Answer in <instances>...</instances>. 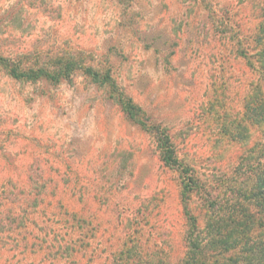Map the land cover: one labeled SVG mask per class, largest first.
<instances>
[{
    "label": "rangeland",
    "instance_id": "rangeland-1",
    "mask_svg": "<svg viewBox=\"0 0 264 264\" xmlns=\"http://www.w3.org/2000/svg\"><path fill=\"white\" fill-rule=\"evenodd\" d=\"M262 7L0 0L1 52L88 55L118 86L83 70L27 82L0 65V264H247L248 241L264 229L248 228V201L234 195L248 186L249 153L248 138L231 131L248 127L254 80L264 92L261 73L237 52ZM120 91L139 119L168 129L193 169L199 187L188 208L181 171L122 110ZM251 131L262 145L264 124Z\"/></svg>",
    "mask_w": 264,
    "mask_h": 264
},
{
    "label": "trees",
    "instance_id": "trees-1",
    "mask_svg": "<svg viewBox=\"0 0 264 264\" xmlns=\"http://www.w3.org/2000/svg\"><path fill=\"white\" fill-rule=\"evenodd\" d=\"M261 21L248 36V47H242V41H238L237 52L243 56H248V63L252 69L259 71L264 78V7L261 8ZM53 52L36 53L33 50L28 51L27 54L10 55L0 51V65L4 67L8 74L14 75L27 82L34 80H52L59 81L63 78L68 80L72 79V72L83 70L88 75L97 78L103 77L102 85L110 86L117 89V84L111 82L109 71L103 73L97 71L93 66L88 65L90 57L83 55L74 57L68 55L59 56L58 54L52 55ZM44 55H52L51 57H44ZM34 58V60H32ZM66 57V58H65ZM30 62V63H27ZM261 79H256L252 82L254 90L248 94V127H243L239 123L234 131H231L234 140L248 138V186L242 190V187L237 188L235 197H241L243 201H248V228L259 227L264 229V143L260 145L257 141L253 140L252 127L262 126L264 124V92L260 88ZM118 103L121 104L122 110L126 115L140 124L143 129L153 134L158 142L160 149V156L164 163L181 171L183 192L185 196V206L189 207L190 194L195 192L199 187L198 178L193 173V169L185 166L183 160L178 156L172 136L167 128L161 124L147 123L144 119H139L136 105L133 104L131 98L125 99L123 92L120 91L116 97ZM248 132V133H247ZM251 141L253 142L251 144ZM261 150V157L258 158L257 153ZM32 178V177H30ZM47 180V179H46ZM46 180L43 179L42 183L45 184ZM34 187V186H33ZM206 202L211 207H214L217 202L206 199ZM246 217V214H244ZM228 219H220V221H227ZM240 230H245L243 226L245 220L241 221ZM223 223V222H222ZM235 229H231L228 237L235 234ZM222 243L226 244L224 238ZM220 242V241H219ZM192 249L200 251V246L192 242ZM191 260L194 256H190ZM189 259V258H188ZM247 264H264V239L248 241V263Z\"/></svg>",
    "mask_w": 264,
    "mask_h": 264
}]
</instances>
